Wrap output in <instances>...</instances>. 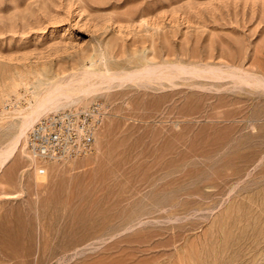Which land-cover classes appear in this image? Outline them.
Returning <instances> with one entry per match:
<instances>
[{
  "label": "rangeland",
  "instance_id": "obj_1",
  "mask_svg": "<svg viewBox=\"0 0 264 264\" xmlns=\"http://www.w3.org/2000/svg\"><path fill=\"white\" fill-rule=\"evenodd\" d=\"M57 89L107 112L42 163ZM0 264H264V0H0Z\"/></svg>",
  "mask_w": 264,
  "mask_h": 264
},
{
  "label": "built area",
  "instance_id": "obj_2",
  "mask_svg": "<svg viewBox=\"0 0 264 264\" xmlns=\"http://www.w3.org/2000/svg\"><path fill=\"white\" fill-rule=\"evenodd\" d=\"M107 107L100 101L49 113L29 129L27 152L42 163L60 164L87 157L93 152Z\"/></svg>",
  "mask_w": 264,
  "mask_h": 264
},
{
  "label": "bare ground",
  "instance_id": "obj_3",
  "mask_svg": "<svg viewBox=\"0 0 264 264\" xmlns=\"http://www.w3.org/2000/svg\"><path fill=\"white\" fill-rule=\"evenodd\" d=\"M105 74L106 75H109V72L106 71ZM99 76H101V75H99ZM109 82L112 83L111 80ZM58 90L59 89H57L56 91H52V92L48 93L43 98L41 97L42 99L39 100V101H36V103H35L34 106L31 105L32 107L27 112H25L23 114H20L19 120H20L21 123L19 125L18 134H17L18 142L19 141H22L25 138L27 131H29V129L33 126V124L37 120H39L41 117H43V116H45V115H47L49 113L56 112V111H60V110H64L66 108H69L71 106L76 105L77 102L74 99L75 98L74 96H76V95H73V97H72V95L67 94V93L66 94L57 93ZM97 90L98 89H95L93 87L92 88L90 87V88L82 89L79 93L82 94V96L84 95L85 97L86 96L88 97V95H92ZM25 149H26V147L24 148V151H25ZM14 150L15 149L13 147L8 152V154H6L5 159L10 158L14 154Z\"/></svg>",
  "mask_w": 264,
  "mask_h": 264
}]
</instances>
